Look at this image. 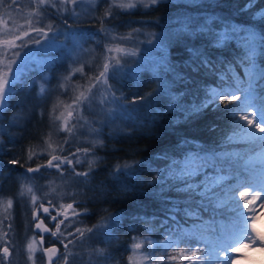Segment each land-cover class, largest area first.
<instances>
[{
    "label": "snow or ice",
    "instance_id": "6c2138e0",
    "mask_svg": "<svg viewBox=\"0 0 264 264\" xmlns=\"http://www.w3.org/2000/svg\"><path fill=\"white\" fill-rule=\"evenodd\" d=\"M191 2L197 4L198 0H191ZM160 3L161 0H31V11L27 13L24 23L17 24L12 18L11 11L6 13L7 19L0 17V112L10 107V98L15 91L17 81L22 79L29 67V62L36 61L37 56L46 54L52 49L62 50L61 55H64L66 50L68 58H71L74 52H95V49H84L81 43V41L86 43L92 39L95 33L75 30L65 32L62 28L55 26L53 20L58 19L60 24L68 29H72L73 25H98L97 31L103 33V38L107 41L103 45L102 64L95 75L88 76L85 73V65L79 63V66L70 69L69 74L62 77V82L58 85L65 92L69 91L70 87L74 93L79 88H84L74 96L72 104L65 105V108L71 109L67 111V118L64 112H60L58 116L55 115L56 106L53 107L54 121L60 122L58 131L66 133L63 141L54 142L52 133H48L43 141L45 147L38 152L31 147L28 148L27 159L24 163L17 158L7 161L9 165H19L25 168L24 182L20 185L19 196L29 198L31 218L36 221L34 228L44 233H51L52 237L59 236V242L65 250L63 254H60V249L55 246L38 249L36 236L33 235L26 245L28 259L32 261V264H36L35 252L38 250L47 257V264H53V257L57 254H60L63 264H69V257L73 256V252L69 249L70 244L73 248L77 247V241L83 243L86 234L87 239L92 240L94 232L102 235L105 240L111 241L113 230L121 224L122 218L119 215H112L108 218L110 226L108 223L101 222L90 228L77 226L73 232H67V229L74 223H83L77 218L86 216L88 209L83 205L77 207L81 204L78 199L80 193L65 191L62 186L69 181L78 187L86 186L92 179L95 160H88L87 170L77 168L82 162L81 156L87 158L92 150L89 147L76 146L78 128L86 130L80 135L92 136L90 141L92 148L103 146L104 143L101 130L93 127L96 122L90 121L84 115L86 110L93 115L104 114L113 123L115 120H135L134 113L137 109L129 108L122 97L117 96L119 89L115 88L114 84H118L120 79L126 75L135 77L141 66L138 64L131 72H125L127 64L132 62L129 58L141 57L139 46L135 44L137 36L141 34V29L132 28L129 32L120 34L117 31L118 26L113 21L121 12H128L137 7L156 8ZM244 7L249 19L241 24H229L223 32L214 33L211 27L218 18L206 17L199 25L201 32L206 29L212 35L215 41L214 47L223 46L226 41L234 39L239 43L241 50L238 57L229 62L221 75V83L215 88L208 89L204 101L187 109L185 114L195 115L210 106L219 108L223 105L224 109H227L232 125V135L228 137V141H245L250 145L251 151L259 149L258 155L256 158H246L247 154L239 153L205 152L201 155L203 151L201 150L185 155L183 160L169 163L165 169L160 171L157 181L153 183L162 181V191L164 185H168L178 194V198L182 197L179 202L171 203V206L166 207L164 211L173 222H176L178 215L198 222L196 229L191 232L193 241L188 240L189 234L179 226L174 231L169 226L168 232L175 239L161 242L164 254L158 256L152 249L140 252L145 243L151 245L152 242L136 241L133 237L132 254L127 257L129 264H148V262L165 264V256H168L170 260L177 258L187 260L188 264H235L237 259L242 258L236 254L240 253L243 248L258 246L264 249V234L256 228L257 220L260 218L259 209H264V30H257L264 26V0H247ZM0 8L12 9L18 13L22 11V6L17 5V0H0ZM9 20L12 21L11 27ZM179 31H195L190 18L180 22ZM60 35H69L73 38L70 50L59 41ZM154 37L155 33H149L147 43L152 44L153 48H159L163 41H156ZM145 51L150 54L153 49ZM190 53L194 65L193 71L215 69V63L209 58L210 53L199 48L191 49ZM36 62L44 65L45 71H54V68L49 67L52 61ZM73 63H78V61L74 59ZM234 67L243 69V79L235 74ZM154 68L158 71L172 72L173 82L184 79L163 56L154 62ZM77 74L86 78V86L71 84L72 77ZM156 78L161 79L159 75ZM110 80L113 83H110ZM169 91V82L161 79L160 95L168 94ZM45 92V86L42 84L40 94L43 96ZM151 95L152 93H148L146 96L136 97L129 102L134 105L142 102L150 103L148 98ZM229 105L232 107L229 108ZM94 106L99 110L98 113L93 111ZM172 107L183 110L181 105L175 103L174 98ZM74 113L76 121L70 124ZM18 121L19 118L14 117L9 122V126H17ZM4 136L9 137V144L14 145L15 140L9 134L8 129L0 128V154L6 155L9 149L8 145L3 142ZM65 145L68 147L65 148ZM65 152L67 155L64 154ZM41 156L46 157L42 162L39 160ZM164 158L167 160V155ZM33 159L37 160L35 166H31ZM241 160L244 161L243 164L239 163ZM25 165L28 166L25 167ZM123 167L131 166L124 165ZM42 169L45 171L42 172ZM205 169H212L215 174L208 176ZM29 173L40 175L30 176ZM114 173L120 174L117 177L118 181L121 177L126 179L133 176L132 172L122 171L121 166H116ZM2 175L0 171V177ZM45 175L55 176L60 180V184H57L56 180L49 179L48 190L44 193L46 203L36 194L37 189L32 183ZM201 176L203 179L197 180V177ZM136 179H139L138 175ZM53 194L58 198L56 203L53 199H47ZM152 194L156 195L155 191ZM65 196L71 198L70 202L64 201ZM257 202L258 206H256ZM12 208V198L0 199V217H2L0 218V241L3 242L0 246V255L3 257V264H8L12 256L10 251L12 244L10 232L13 229ZM204 214H209L206 221L203 218ZM43 217H47L53 223L54 231L45 225ZM61 225L65 226L64 231H61ZM101 228L104 231L99 233L98 229ZM68 237L72 238L68 239ZM105 240L99 242L105 243ZM43 242L44 237L40 236L39 243L43 244ZM182 243H192L193 246L180 247ZM195 244H202L207 251H202ZM169 249L175 255L169 256ZM113 260L115 257L106 248L92 247L88 264H109Z\"/></svg>",
    "mask_w": 264,
    "mask_h": 264
},
{
    "label": "trees",
    "instance_id": "16d2710c",
    "mask_svg": "<svg viewBox=\"0 0 264 264\" xmlns=\"http://www.w3.org/2000/svg\"><path fill=\"white\" fill-rule=\"evenodd\" d=\"M246 3L247 0H198L197 4H193L191 0H161L160 5L156 8L137 7L128 12H121L116 16L113 23L118 26V33L125 34L132 28L141 29V34L135 40V44L139 46L141 57L129 58L132 62L127 64L125 72H131L138 64L141 66L138 68L135 77L126 75L120 79L118 84H114V87L119 89L117 96H121L129 108L137 109L134 113L136 118L134 121L115 120L114 123L107 118L104 124L92 118L90 121L96 122L93 127L101 130V138L104 141L103 146H96L95 148H92L90 143L92 136L80 135L86 131L85 129L78 131L76 146L89 147L92 150L87 158L81 156L82 162L77 168L78 170H87L88 160H95L92 179L86 186L78 187L69 181L62 187L65 191L71 190L80 193L78 199L81 204L77 207L83 205L88 209L86 216L77 218L83 223H74L72 227L67 229V232H73L77 226L90 228L101 224V222L108 223L110 226L108 218L112 215H119L122 220L121 224L113 230L111 241L105 240L102 235H97L94 232L92 234L94 239H87L86 234L83 243L77 241V247L73 248L70 244L69 249L73 252V256L69 257V264H88L92 247H104L108 252H111L115 260L110 261L109 264H129L127 257L132 254L133 237L136 238V241L152 242L151 245L145 243L140 252L152 249L155 255H163L161 242L175 239L168 232L169 226L173 231L179 226L189 234L188 240L193 241L191 232L196 229L198 222H194L192 218H182V215H178L176 222H173L165 214L164 209L170 207L171 203L179 202L182 197L178 198V194L171 190L168 185H164L162 191V181L153 183L157 181L160 171L172 161L183 160L185 155L201 150H203L201 155L205 152L239 153L241 155L247 154L246 158H256L259 149L251 151L250 145L245 141H228V137L232 135V125L227 109H224L223 105L219 108L210 106L195 115L185 114L187 109L204 101L208 89L215 88L221 83V75L229 62L238 57L241 50L239 43L234 39L226 41L223 46L214 47L215 41L212 35L206 29L201 32L199 25L204 18L210 16L218 18L215 24L211 25L214 33L225 31L229 24H241L249 19L244 7ZM17 5L22 6V12L31 11V0H17ZM9 11L12 14L17 13L12 9L0 8L2 17ZM189 18L195 31H179L180 22ZM52 22L60 23L58 19ZM76 26L73 25L72 29H69L70 32L75 30L77 32L95 33L92 39L86 43L83 42L86 44L84 47L95 49L92 65L86 66L96 71L99 64L102 63L103 45L107 41L103 38V33L97 31L98 25ZM257 30H264V26ZM149 33H155L154 40L163 41L159 48H153L152 44L147 43ZM193 48H199L210 53L209 58L215 63V69L193 71L194 65L190 53ZM147 49H153V51L148 54L145 51ZM161 56L175 67L176 71L184 77L183 80L173 82L172 72L158 71L154 68V62L160 60ZM56 64L61 63L59 61L54 62L51 67ZM31 70L32 67H29L24 72L22 79L17 82L15 91L10 98V107L1 112L0 118V127L8 129L9 134L15 140L14 145L9 144V137L4 136L3 142L8 145L9 150L6 155L0 154V171L3 173L0 177V190L7 185L11 195H14L19 189L18 177L20 176V180L23 178L25 168L19 165H9L7 161L17 158L21 160V163H24L27 159L28 148L31 147L37 152L40 151L42 139L51 132L49 131L50 121L54 120L50 111L52 101L51 98L48 100V91L42 97L45 101L42 109L35 106L34 98H32V96L35 97L40 94L35 93L32 89L25 92L28 83L27 76L33 72ZM233 71L243 79L242 68L234 67ZM157 75L162 80L169 82L170 91L168 94L160 95L161 79H157ZM85 81H87L86 78L82 77L79 83H86ZM110 83L113 81L110 80ZM52 84L56 85V90L59 92L58 83H56L54 76L50 77L48 88ZM148 93H152L148 98L150 103L142 102L134 105L129 102L131 99L146 96ZM59 95L63 100L68 99L66 93ZM173 98L175 103L182 106L183 110L172 107ZM231 107L232 105H229V108ZM27 110L30 111V114L25 113ZM14 117L19 118L20 125L10 127L9 122ZM55 123L57 126V121ZM64 137V135H58V143L62 142ZM67 147L65 145V148ZM64 154L67 155V152ZM165 155L168 157L167 160L164 158ZM45 158L41 156L39 160L42 162ZM36 163L37 160L33 159L31 166H35ZM239 163L243 164L244 161L241 160ZM124 165L131 167L124 168ZM27 166L25 165V167ZM116 166H121L122 171L132 172L133 176L126 179L121 177L118 181L117 177L120 174L114 173ZM205 172L208 176L215 174L212 169H205ZM28 175L39 176L40 174L29 173ZM137 175L139 179H136ZM49 179L56 180L57 184L60 183L57 177L45 175L34 182L35 187L38 188L39 184H45L44 181L48 182ZM200 179H203V176L197 177V180ZM153 191L156 195L152 194ZM18 198L15 202L13 229L10 232V237L12 242L18 246L15 253L18 256L19 264H26L22 252L25 237L42 235L37 233L33 226L31 206L24 205L23 201ZM50 199L56 203L58 198L53 194ZM63 199L65 202H70L71 198L65 196ZM44 200L46 203V198ZM208 216L209 214H204L205 221ZM43 218L45 224L54 231L53 223L47 217ZM64 227L61 225V231H64ZM103 231V228L98 229L99 233ZM67 232H65V236H67ZM43 237L42 249L55 246L60 249V254L64 253L65 250L59 242V236L52 237L51 234H47ZM71 238L68 237V239ZM100 240H105V243H100ZM65 242L67 241L65 240ZM191 246H193L192 243L180 245L184 248ZM195 246L200 247L202 251H207L202 244H195ZM60 254H57L53 264H58L57 257ZM168 255H175V253L169 249ZM39 257L42 262V259L44 260L42 252H40ZM165 264H188V261L180 258L170 260L168 256H165Z\"/></svg>",
    "mask_w": 264,
    "mask_h": 264
},
{
    "label": "rangeland",
    "instance_id": "374dc122",
    "mask_svg": "<svg viewBox=\"0 0 264 264\" xmlns=\"http://www.w3.org/2000/svg\"><path fill=\"white\" fill-rule=\"evenodd\" d=\"M27 13L28 12H22V11L19 13L17 12V13L12 14V18L16 20L17 24H22L25 22V19L27 17ZM2 15L0 14V17H2ZM5 16L6 15H4L3 18H5ZM7 18H5V19H7ZM53 24L57 27L62 28V30L65 32H70V30L68 28L64 27L60 23L56 24L53 22ZM9 26L10 27L12 26L11 20H9ZM76 27H80V26L77 25ZM72 39L73 38L69 35H60L59 36V41L62 42L64 45H66L68 50H70L72 48ZM81 43H83V47L86 45L83 41H81ZM84 49H88V47H84ZM61 51L62 50H60V49H52L48 53L41 54V55L37 56V58H36V61L50 60L53 63L59 61V63H61V64H56L55 66L52 67V68H54V71H45L44 70L45 66L42 65L41 63H37L36 61H30L29 62V67H32L31 71H33V72L27 76L28 77V83H27V87L25 88V92H27V90L32 89L35 93L40 94V86L43 84L45 86V89H46L45 94L47 93V91L49 92L48 93V95H49L48 100L51 98V101H52L50 111L52 112L53 107L55 105L56 106L55 115L58 116L60 114V112H64L65 118H67V111H70L71 109L65 108V105L72 104L74 96L78 94V91H83L84 88L81 87L78 89L77 92L74 93L73 91H71V87L69 88V91H67V92L63 91L62 89H60L58 87L59 92H57V90H56L57 87L55 84H52L51 87L48 88L50 77L54 76L56 83H58V85H59L62 82V77L68 75L70 69L79 66V63H83L85 65V73L88 76H93L97 73V71L99 70V67L102 63L99 64L96 71H93L92 69L88 68L86 65H88V66L92 65V62L94 61L93 57L95 58V56H94L95 53H92V52H83V53L74 52V53H72L71 58H68L67 51L65 50L64 55H61ZM74 59L77 60L78 63H73ZM83 59H85V60H83ZM81 60H83V61H81ZM53 63L51 65H49V67H51L53 65ZM14 68H15V66H14ZM80 79H82V77L79 74H77L76 76H73L71 84L72 85L79 84L82 86H86L87 81H85L86 83H79ZM94 91H95V89H94ZM60 93H63V94L66 93L68 99H64V100L61 99V96L59 95ZM42 97L43 96L41 94L39 96L36 95L35 97L32 96V98H34L35 106L39 109H42V106H44V104H45V101L43 100ZM60 102H62V103H60ZM93 111H95L97 113L99 112V110L95 106L93 107ZM25 113L30 114V111L27 110V111H25ZM84 115L87 116V118L89 120H91L93 118L94 120L98 121L101 124H104L106 119L108 118L104 114L93 115L91 112H88L87 110L85 111ZM0 118H1V112H0ZM75 121H76V114L74 113L73 118L70 120V124L75 123ZM59 123L60 122L57 121V126H56L55 121L51 120L50 125H49V131H51L50 133H52V139L56 143H58V139H57L58 135L66 136V133L58 131ZM18 125H20V120L18 121ZM82 130H84V129L78 128V131H82ZM85 137H88V136H85ZM46 138L47 137L42 139L41 150L45 147L43 141ZM42 171L44 172L45 170L42 169ZM22 182H24L23 178L20 180V176H19L18 177V184L21 185ZM34 182H37V181L35 180L32 182L34 187H35ZM44 182H45V184H43V183L39 184L38 188L35 187L37 189L36 194L38 196H40L41 199H43V200L45 199L44 193L48 190L47 186H45L48 184V182L47 181H44ZM8 190H9V188L7 185L0 190V199H3V200H7L8 198L13 199V208L11 210V213H12L11 223L13 225L12 221L14 218V207H15V202L17 200V197H19L18 199H21L23 201L24 205H26V204L30 205V202H29V198L27 196H25V197L19 196L20 187L18 190H16V193L14 195H11ZM47 199H50V196L47 197ZM256 206H258V202H257ZM259 212H260V218L257 220L256 228H257V231H259L261 234H264V209H259ZM42 216H43V214H42ZM0 218H2V217H0ZM35 222L36 221L33 222V226H34ZM35 230L37 233H39L37 231V229H35ZM47 234H51V233H46L44 235H47ZM44 235H42V236H44ZM32 236L33 235H31L29 238L25 237L23 244H22V252H23V255L25 256L26 264H32V261L28 259V253L26 251V245L31 240ZM35 236H36V240H37L36 247L38 249H42L41 244L39 243L40 236L39 235H35ZM2 244H3V242L0 241V246H2ZM17 247L18 246L15 242H12V244L10 245V251L12 252V256L9 258L8 264H19L18 256L15 253V249H17ZM40 252H42V251L38 250L35 252L36 264H47V257L45 255H44V260L42 259V262H41V258L39 257ZM236 255H238L242 258L237 259L235 261V264H264V249H260L258 246L245 247L241 250L240 253H237ZM55 259H56V257H55ZM57 259H58V264H63V261L60 259V255H58ZM54 262H55V260L53 261V263ZM0 264H3L2 255H0Z\"/></svg>",
    "mask_w": 264,
    "mask_h": 264
},
{
    "label": "water",
    "instance_id": "95a60500",
    "mask_svg": "<svg viewBox=\"0 0 264 264\" xmlns=\"http://www.w3.org/2000/svg\"><path fill=\"white\" fill-rule=\"evenodd\" d=\"M37 231H38L39 233H41L42 235L46 234V233H44V232H41V231L38 230V229H37ZM55 257H56V256L53 257V261L55 260Z\"/></svg>",
    "mask_w": 264,
    "mask_h": 264
}]
</instances>
